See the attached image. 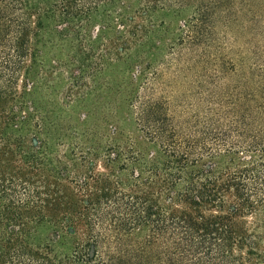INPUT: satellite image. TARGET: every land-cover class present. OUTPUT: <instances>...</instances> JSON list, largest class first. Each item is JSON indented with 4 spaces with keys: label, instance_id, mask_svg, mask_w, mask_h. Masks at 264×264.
Segmentation results:
<instances>
[{
    "label": "trees",
    "instance_id": "trees-1",
    "mask_svg": "<svg viewBox=\"0 0 264 264\" xmlns=\"http://www.w3.org/2000/svg\"><path fill=\"white\" fill-rule=\"evenodd\" d=\"M261 12L264 0H0V104L9 112L0 123V264H264L244 222L264 213V46L235 62L215 54L212 90L189 108L183 133L162 107L136 101V121H124L141 134L127 147L102 143L78 125L51 134L45 120L32 130L37 146H25L30 121L42 113L29 97L48 71L47 48L76 41L66 66L86 71V29L115 22L122 55L102 67L120 80L128 111L143 55L148 68L163 53L194 56L193 65L203 66L217 15L252 36ZM139 15L146 25L130 27ZM31 37L40 48L30 50ZM20 71L25 85L16 94ZM69 108L58 111L68 115ZM98 161L104 173L95 171Z\"/></svg>",
    "mask_w": 264,
    "mask_h": 264
},
{
    "label": "rangeland",
    "instance_id": "rangeland-1",
    "mask_svg": "<svg viewBox=\"0 0 264 264\" xmlns=\"http://www.w3.org/2000/svg\"><path fill=\"white\" fill-rule=\"evenodd\" d=\"M230 12L232 14L230 19L232 18L233 20L235 9L232 7ZM187 14H190L189 11ZM111 16H113V21L118 20L114 13ZM140 16L132 19L133 22L130 27L146 25L144 16ZM217 17L218 15L215 17L210 35L212 43L208 46V59L206 58L207 62L203 66L193 65L191 58L194 56L183 53L182 60H178L176 57L171 58L169 55L167 56V53H163L159 55L155 64L148 68L145 66L147 63L145 61L146 55H143L141 75L137 76L135 83H131L136 90V100L132 102V107L128 111L122 101L124 87L121 85L120 80L114 71L111 70L109 73H104V68L102 67L104 64L109 65L111 68L116 66V59L122 55L119 47L121 43L117 41V31L120 30V27L115 22L108 23V26L103 30L92 27L86 29V41L82 45L89 49L88 57L90 59H88L89 63L91 62V67L89 66L85 69L86 71L80 72L76 70L75 67L77 65L66 66L68 63L71 64L76 56L74 54L78 50L76 41L65 44L63 47L57 46V52H55V49L51 50L50 48L42 51L41 55L45 70L48 71L40 72L37 82L33 85V87L37 88L36 94L31 91L29 97L36 102L38 101L37 103L41 105L42 113L38 118L30 121V131L27 133V142L25 141L26 149L29 150L31 145L33 148L37 146L36 140H31L30 137L32 136L35 122L44 120L50 124L52 128L51 134H54L56 128H60V126L70 128L78 125L81 126V131L91 132L101 137L102 143L107 142L115 146L127 147L132 142H135L137 135L141 134L138 130L139 128L126 125L127 122L125 123L124 121L125 117L130 121H136V107L138 106L135 103L136 101H148L150 104L154 103L162 107L161 115H165L170 125L174 126L180 133L185 132L184 127L182 128V123L187 117V111L189 108L195 110L194 108L201 103V99L206 94L204 92L205 89L208 91L212 90V60L215 54H225L227 61L235 62V58L238 56L247 60L250 52H253L254 46H264V35L259 33L264 27V12H261L255 18L254 25L258 27V32H253L252 36L241 29L237 34L236 28L224 24L223 20H217ZM32 22H35V19H32ZM153 22L155 24H159V22L168 24L167 19H157V21L153 20ZM241 23L242 26H246L247 22L241 21ZM170 26L175 28L178 26V22H174ZM129 38L131 41L137 39L136 37ZM31 39L30 50L40 48V44H36L34 38L31 37ZM213 42H218L223 48H215ZM5 46V43L0 46L1 62H3L2 60L6 54ZM88 49L86 50L88 51ZM194 54L197 55L198 52ZM56 59L59 60V63L56 62ZM26 60L28 66L29 58ZM49 61L52 62V67L46 65ZM61 63L65 65L59 66ZM190 68L191 70H188ZM4 74L3 69L0 68V87L2 89L6 87V76ZM152 77H155V80H152ZM24 83V71H20L16 77V94L21 93ZM144 88H149V91L145 92ZM64 103H68L70 107L68 115L58 111L64 109ZM78 103L81 106L75 108L74 106ZM50 108H54L55 114H51ZM7 115H9V112L6 111V102H4L0 104V123L6 119ZM76 132L79 131L77 130ZM39 138L41 139L42 137L39 136ZM49 145L54 146L55 141H50ZM95 166L96 172H105L102 169L101 162L98 161ZM244 222L248 233L255 237V245H253L255 250L259 254H264V213L257 212L245 218Z\"/></svg>",
    "mask_w": 264,
    "mask_h": 264
}]
</instances>
